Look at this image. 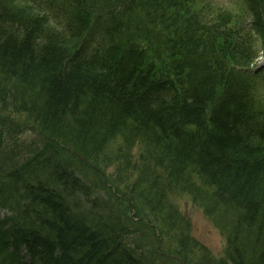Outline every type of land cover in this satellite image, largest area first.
I'll return each instance as SVG.
<instances>
[{"label":"trees","instance_id":"trees-1","mask_svg":"<svg viewBox=\"0 0 264 264\" xmlns=\"http://www.w3.org/2000/svg\"><path fill=\"white\" fill-rule=\"evenodd\" d=\"M243 1L264 49V0ZM195 5L0 0V264H27L22 251L30 264H152L138 217L112 209L98 177L88 182L93 160L109 163L103 153L117 138L139 146L140 173L188 171L232 215L226 258L189 262L180 234L175 255L162 243L154 254L178 264H264V98L249 70L256 49L239 27L245 20L230 26L229 13Z\"/></svg>","mask_w":264,"mask_h":264},{"label":"rangeland","instance_id":"rangeland-1","mask_svg":"<svg viewBox=\"0 0 264 264\" xmlns=\"http://www.w3.org/2000/svg\"><path fill=\"white\" fill-rule=\"evenodd\" d=\"M195 3V11H200L202 7H205V10H209L210 13L218 9L236 13L241 7V0H196ZM237 19L239 17H236L233 22ZM260 55L255 63L256 66L264 63V53ZM257 93L263 96L262 90H258ZM106 146L107 149L103 154L105 157L110 156L109 163L93 160L96 162L97 172H91L95 176H89L88 182L98 177V181L101 180L100 182L104 183L99 193L104 201L109 199L112 209L125 211L128 217H138V225L142 231L140 238L142 242L147 241L150 244L148 257L151 260L149 258L148 260L152 264H178L174 255L179 249V242L183 239L188 248L189 262L205 253L216 260L226 258L225 231L229 228L232 215L223 209L221 214L219 205L212 202V189L205 188L207 185L203 180L191 175L188 171L181 173L178 178L170 179L155 167L142 174L138 169V163L142 161L141 154H138L139 146L126 149L122 146L120 138ZM65 158L68 161L72 159L70 156ZM132 165L137 167L131 168ZM155 170L159 173L157 177H155ZM79 173L83 179H86L84 175L86 169ZM96 182L93 183L97 184ZM135 182H138V186L132 197V212V210H127L124 200L131 195L130 186ZM196 188L202 190L203 196L199 195L200 199L193 195ZM204 192H208V196ZM5 215V212L0 210V218ZM156 229L162 230L160 239L157 237ZM179 234L183 236V239L176 238ZM160 243L164 245L167 253L171 252L174 255L161 257V255L154 254L155 251L153 253L152 250H157ZM183 256L184 254L181 258L179 257L181 262Z\"/></svg>","mask_w":264,"mask_h":264}]
</instances>
